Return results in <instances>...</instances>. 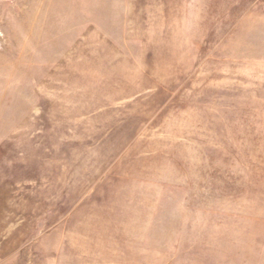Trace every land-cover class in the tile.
Here are the masks:
<instances>
[{
  "label": "rangeland",
  "instance_id": "rangeland-1",
  "mask_svg": "<svg viewBox=\"0 0 264 264\" xmlns=\"http://www.w3.org/2000/svg\"><path fill=\"white\" fill-rule=\"evenodd\" d=\"M0 264H264V0H0Z\"/></svg>",
  "mask_w": 264,
  "mask_h": 264
}]
</instances>
